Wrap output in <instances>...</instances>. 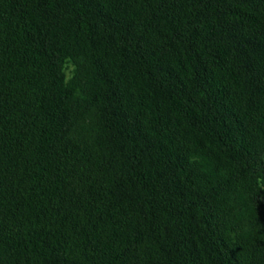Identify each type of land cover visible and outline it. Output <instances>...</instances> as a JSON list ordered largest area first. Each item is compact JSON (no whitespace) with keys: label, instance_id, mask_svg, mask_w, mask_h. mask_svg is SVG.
I'll use <instances>...</instances> for the list:
<instances>
[{"label":"trees","instance_id":"16d2710c","mask_svg":"<svg viewBox=\"0 0 264 264\" xmlns=\"http://www.w3.org/2000/svg\"><path fill=\"white\" fill-rule=\"evenodd\" d=\"M0 264H264V0H0Z\"/></svg>","mask_w":264,"mask_h":264},{"label":"rangeland","instance_id":"374dc122","mask_svg":"<svg viewBox=\"0 0 264 264\" xmlns=\"http://www.w3.org/2000/svg\"><path fill=\"white\" fill-rule=\"evenodd\" d=\"M72 68H73V66L70 64L69 69L67 71L69 76L72 74Z\"/></svg>","mask_w":264,"mask_h":264}]
</instances>
